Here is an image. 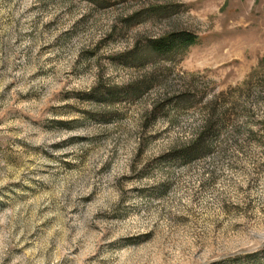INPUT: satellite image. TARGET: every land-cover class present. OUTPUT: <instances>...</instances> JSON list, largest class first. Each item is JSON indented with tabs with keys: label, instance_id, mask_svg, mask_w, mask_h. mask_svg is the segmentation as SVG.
I'll use <instances>...</instances> for the list:
<instances>
[{
	"label": "rangeland",
	"instance_id": "1",
	"mask_svg": "<svg viewBox=\"0 0 264 264\" xmlns=\"http://www.w3.org/2000/svg\"><path fill=\"white\" fill-rule=\"evenodd\" d=\"M101 1L0 0V264H264V0Z\"/></svg>",
	"mask_w": 264,
	"mask_h": 264
},
{
	"label": "trees",
	"instance_id": "2",
	"mask_svg": "<svg viewBox=\"0 0 264 264\" xmlns=\"http://www.w3.org/2000/svg\"><path fill=\"white\" fill-rule=\"evenodd\" d=\"M94 2H102L101 0H92ZM103 4V3H101ZM199 37L191 32H174L157 39H150L147 42L145 51L143 53V61H149L152 58L159 57L161 59H172L179 53H183L188 50L191 46L198 43ZM153 79H148L142 84H138V90L142 87L150 88L153 83ZM139 86H142L141 88ZM106 92V91H104ZM107 94L111 96L114 95V92L107 90ZM138 94L139 91H138ZM178 104H187L185 97H179L175 100ZM215 132V131H212ZM211 149V141L208 135L204 133L195 138L187 147L180 148L173 152V158L176 161L186 163L204 153L208 152Z\"/></svg>",
	"mask_w": 264,
	"mask_h": 264
}]
</instances>
